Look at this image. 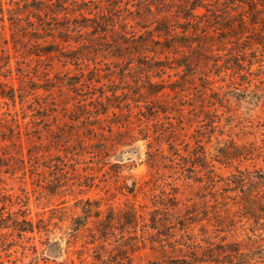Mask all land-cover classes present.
<instances>
[{
  "label": "rangeland",
  "instance_id": "1",
  "mask_svg": "<svg viewBox=\"0 0 264 264\" xmlns=\"http://www.w3.org/2000/svg\"><path fill=\"white\" fill-rule=\"evenodd\" d=\"M19 1L18 27L26 28L34 19L33 3ZM181 1L121 0L131 10L123 9L127 32L151 31L165 16L178 26L170 7ZM149 4L153 12L138 16L137 8ZM61 17L50 20L52 26L62 28ZM10 24L8 14L0 19V54L4 50L12 57L11 75H0V93L18 90L15 100L0 95V208L1 200L12 203L11 211L20 218L28 214L35 225L44 220V228L23 238L11 230L0 236L8 245L0 244V263L127 264L132 257L134 264H264V219L256 223L238 207L228 214L224 203L215 204L224 192L234 196L225 191L231 171L238 166L264 170V156L233 166L214 161L220 176L211 181L206 165L198 164L232 140L264 139L263 102L258 107L256 100L234 102L232 110L214 106L212 119L203 107L211 96L208 82L215 91L243 94L248 86L243 79L252 77L250 54L230 50L182 67L178 64L186 60L170 55L162 72L147 58H114L92 44L67 45L81 52L71 60L57 53L38 57L25 34L15 45ZM152 69L158 72H148ZM150 82L165 86V95L154 102L147 99ZM174 87L179 89L173 92ZM169 102L173 108L163 112ZM87 200L93 203L90 220L74 230L75 222L86 221ZM94 203L102 211L98 217ZM104 232L107 241H95Z\"/></svg>",
  "mask_w": 264,
  "mask_h": 264
},
{
  "label": "trees",
  "instance_id": "2",
  "mask_svg": "<svg viewBox=\"0 0 264 264\" xmlns=\"http://www.w3.org/2000/svg\"><path fill=\"white\" fill-rule=\"evenodd\" d=\"M31 1L33 3L34 11L32 13L34 19L33 21H27L26 28L18 27L17 21L22 20L20 18L21 13H15L19 7L17 5H20L19 0H0V19L4 22L5 15L8 14L15 45H18L16 41H21V33L25 34L35 42L32 47L36 50L34 55L38 57L57 53L59 56L71 60L78 58L77 55H81V52H76L78 49L70 50L67 45L75 43L79 45V48H83L92 44L93 48H104V51L110 53V56L114 58L127 56H139L144 60L147 58L146 61L158 63L159 66L156 69L162 72L166 70L168 65L165 62L172 59L170 55H173L174 61L186 60V62L178 64V67H182L186 63L190 64L202 57L208 58L212 54L228 53L230 50L239 51L240 55L250 54L254 59L250 62L251 66L247 71L252 77L250 79L242 78L243 82L248 83V86H245V90H243V94H238L237 97L233 94V90L215 91L213 83L208 82V86H205V88L211 92V96L207 102L203 103V107L208 108V112L211 114L212 112L209 110L213 109L214 106H225L232 110L234 102L240 106L244 103L253 104V101L256 100L254 106L258 107L259 103L263 102L264 112V0H183L170 7L171 9L174 8V12H176V17L179 20L178 26L172 25L168 20V16H165L157 20L154 29L141 34L127 32L129 22L127 16L123 15V9L128 13H131V10L120 4L121 0H104L107 2L105 5L101 4L102 0ZM158 9L157 6L156 10ZM137 11L141 13L138 16H142L145 12L152 13L153 7L151 4L141 6V8H137ZM43 13H46L48 19L42 18L41 14ZM59 15H62L61 18L64 19L62 28L56 24L52 26L50 22V20L53 21L59 18ZM116 27L122 29L123 33L122 31L117 33ZM104 34L109 39L104 37ZM48 37H51L52 40L48 41ZM183 50H186V52L181 54ZM162 55H164V60L161 59ZM11 58L9 54L1 50L0 75L4 77L11 75ZM255 64H257V68L253 69L252 67ZM235 65L239 66V64ZM2 68L6 69V74H2ZM158 71L148 70V72ZM207 81L209 80L207 79ZM0 84H2L1 81ZM235 84V82L232 83L233 88H236ZM252 84L255 87L253 90L250 89ZM148 86L146 94L147 99L153 98L151 102L159 100L165 95L163 84L150 82ZM177 89L179 87L171 88L173 92ZM10 90L11 94H6L1 90L0 95L15 100L18 89L10 87ZM253 91L256 92L253 93ZM208 102L210 105H208ZM172 105L174 104L169 102L166 109L162 108V111L168 112L169 109L173 108ZM217 110L218 108L215 109V111ZM176 111L182 114L183 108H177ZM150 112L156 113L157 110L152 109ZM102 113H107V111L104 110ZM253 115L261 118V114L258 112ZM212 116L213 114L210 115V119H212ZM213 122L211 120V127L215 128L212 125ZM17 126L20 128L21 125L17 124ZM229 143L230 146L220 147L215 155L209 154L210 160L207 163L198 160L199 165H206V177L209 181L213 180L215 176H220L216 175V171L220 167H217L214 161L220 165L233 166L234 161L239 162L255 156L256 158L264 156V139H261V142L255 140L243 144H238L232 140ZM226 180V187L228 188H225V191L233 192L234 196H228V193L224 192L222 200L219 201L217 197L215 204L224 203L228 214L232 207H238L244 212V217L252 219L256 223L264 219V170L262 168L251 170L249 167L241 168L238 166L235 171L230 172ZM227 199H232V204L224 202ZM1 201L0 236L6 235L8 230L16 232L20 238L28 233H34L36 230L38 232L42 231L44 220L40 219L39 224L35 225L33 219L28 218V214L20 218L16 212L8 208L9 205H13L12 203L8 204L5 200ZM79 201L84 200L79 199ZM87 201L91 208L84 210L85 216L83 218L86 221L80 224L75 222L74 230L80 229L77 228L78 225L79 227L87 225L90 220L93 203L90 200ZM94 205V213L98 217L102 214V211L99 208L100 206L95 203ZM217 211L216 213H220V209ZM106 233H102L95 241L103 240V242H106ZM0 244L5 247L4 249L8 247L5 242ZM1 245L0 247H2ZM127 264H134L132 257L128 258Z\"/></svg>",
  "mask_w": 264,
  "mask_h": 264
}]
</instances>
